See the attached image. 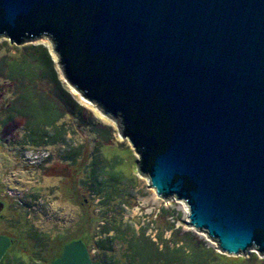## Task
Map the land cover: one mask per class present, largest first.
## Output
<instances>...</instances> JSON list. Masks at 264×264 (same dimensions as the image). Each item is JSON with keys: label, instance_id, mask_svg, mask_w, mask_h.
<instances>
[{"label": "water", "instance_id": "obj_1", "mask_svg": "<svg viewBox=\"0 0 264 264\" xmlns=\"http://www.w3.org/2000/svg\"><path fill=\"white\" fill-rule=\"evenodd\" d=\"M0 35L48 37L157 194L221 250L264 253V0H0ZM51 264L92 261L73 240Z\"/></svg>", "mask_w": 264, "mask_h": 264}, {"label": "rangeland", "instance_id": "obj_2", "mask_svg": "<svg viewBox=\"0 0 264 264\" xmlns=\"http://www.w3.org/2000/svg\"><path fill=\"white\" fill-rule=\"evenodd\" d=\"M58 62L46 36L17 44L0 35V198L7 204L0 232L35 239L37 246L19 252L23 264L80 236L89 237L100 263L122 264L128 239L161 249L185 234L225 255L221 264H264L256 247L221 250L190 224L185 200L159 196L130 139L66 81ZM96 242L108 249L97 251Z\"/></svg>", "mask_w": 264, "mask_h": 264}, {"label": "trees", "instance_id": "obj_3", "mask_svg": "<svg viewBox=\"0 0 264 264\" xmlns=\"http://www.w3.org/2000/svg\"><path fill=\"white\" fill-rule=\"evenodd\" d=\"M47 61L48 63H44L43 66H46L48 69H50V59H47ZM44 72L46 73V71ZM47 72L49 73V75H52L49 71ZM9 76L11 78L16 77L12 74ZM53 103L54 106H56V108L60 112H62L61 108L58 104H56L55 100L53 101ZM59 118H62L61 114H58L56 121ZM30 124L31 123H28L27 119L26 125ZM52 124H54V122H50L48 125ZM31 128L33 132H37L36 130H38L35 129L34 126H31ZM110 229H115V226L107 228V230ZM88 238L89 237L86 236H80L76 239L71 240H81L87 248L92 264H102L96 258V254L92 252V248L89 244L90 242L88 241ZM71 240L66 242V244ZM128 243L129 248L126 252V255H124L123 257L122 264H221V261L226 258L225 255H221L215 252L211 247H207L199 241L189 238L187 234L181 235L180 237L175 239L172 247H169V245H167L165 248L161 249L158 248L159 246L157 243L155 244V242L153 241H147L145 238L138 236L128 239ZM94 245L98 249L97 251L108 249V247L103 246V243L100 245L98 242H96V244ZM239 258L243 259L244 257L240 256Z\"/></svg>", "mask_w": 264, "mask_h": 264}, {"label": "flooded vegetation", "instance_id": "obj_4", "mask_svg": "<svg viewBox=\"0 0 264 264\" xmlns=\"http://www.w3.org/2000/svg\"><path fill=\"white\" fill-rule=\"evenodd\" d=\"M2 205L3 207L5 206L3 210L5 211L7 208V204L5 203V201H3L2 198H0V207ZM3 211L0 212V229H2V224H3L2 221L6 216V214L3 213ZM0 236L6 237L9 240V245L7 246L4 254L0 258L1 264H23V262L25 260L27 262L28 259H26L25 257H23V260L19 259L20 250L23 249L26 250L28 246L31 247H33L34 245L37 246V244L34 243L35 239L31 237H27V238H23L21 236L16 237L14 235L2 233V232H0ZM57 248L54 247L51 248L50 249L51 252L45 250L42 253L44 254V256H40V258L37 257L38 256L37 254H34L36 257L35 258L32 257L33 258L32 262H34L33 264H51L60 255L61 249H57Z\"/></svg>", "mask_w": 264, "mask_h": 264}]
</instances>
